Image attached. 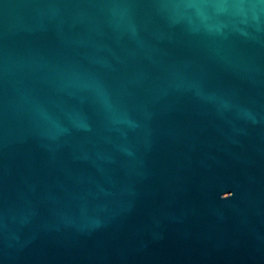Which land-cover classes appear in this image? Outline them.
<instances>
[{
	"label": "water",
	"instance_id": "95a60500",
	"mask_svg": "<svg viewBox=\"0 0 264 264\" xmlns=\"http://www.w3.org/2000/svg\"><path fill=\"white\" fill-rule=\"evenodd\" d=\"M0 264H264V2L0 0Z\"/></svg>",
	"mask_w": 264,
	"mask_h": 264
},
{
	"label": "snow or ice",
	"instance_id": "6c2138e0",
	"mask_svg": "<svg viewBox=\"0 0 264 264\" xmlns=\"http://www.w3.org/2000/svg\"><path fill=\"white\" fill-rule=\"evenodd\" d=\"M262 2H264V0H262Z\"/></svg>",
	"mask_w": 264,
	"mask_h": 264
}]
</instances>
